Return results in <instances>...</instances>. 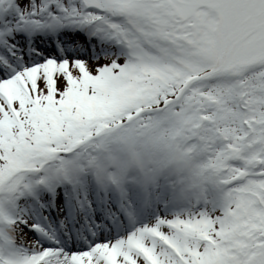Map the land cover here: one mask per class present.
Returning <instances> with one entry per match:
<instances>
[{
  "label": "snow or ice",
  "instance_id": "1",
  "mask_svg": "<svg viewBox=\"0 0 264 264\" xmlns=\"http://www.w3.org/2000/svg\"><path fill=\"white\" fill-rule=\"evenodd\" d=\"M0 264H264V0H0Z\"/></svg>",
  "mask_w": 264,
  "mask_h": 264
}]
</instances>
